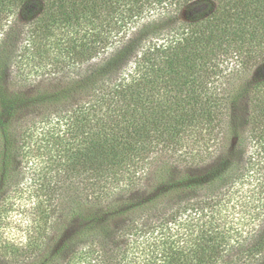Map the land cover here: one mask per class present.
<instances>
[{
  "label": "trees",
  "instance_id": "1",
  "mask_svg": "<svg viewBox=\"0 0 264 264\" xmlns=\"http://www.w3.org/2000/svg\"><path fill=\"white\" fill-rule=\"evenodd\" d=\"M27 169L0 264H264V0H0V217Z\"/></svg>",
  "mask_w": 264,
  "mask_h": 264
},
{
  "label": "rangeland",
  "instance_id": "2",
  "mask_svg": "<svg viewBox=\"0 0 264 264\" xmlns=\"http://www.w3.org/2000/svg\"><path fill=\"white\" fill-rule=\"evenodd\" d=\"M109 54L103 55L99 59L94 60L90 65L92 66L99 63L101 60L107 58ZM86 67L87 66H84V68ZM59 76V73L44 74L42 69H33L32 71L27 72L19 71L15 66V63H12L6 72V77L12 82L18 84L20 81H25L24 84L29 86L30 84L57 78ZM28 162L27 158H23L21 166L25 169V167L30 164ZM26 172V174L21 172L22 174L18 178L17 186L12 187L2 197L3 213L0 217V234L5 243L18 246L27 242V239L34 233L35 227L37 226L35 209L37 207L38 199L31 190L28 189V184L30 183L29 176L31 175H28V169ZM236 200H239L238 205L240 206L244 202L241 195H238ZM240 206L238 209L241 208ZM237 211L239 210H237L236 207V212Z\"/></svg>",
  "mask_w": 264,
  "mask_h": 264
}]
</instances>
